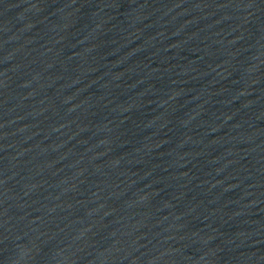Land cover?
<instances>
[{"label":"water","instance_id":"1","mask_svg":"<svg viewBox=\"0 0 264 264\" xmlns=\"http://www.w3.org/2000/svg\"><path fill=\"white\" fill-rule=\"evenodd\" d=\"M264 164V0H43Z\"/></svg>","mask_w":264,"mask_h":264}]
</instances>
